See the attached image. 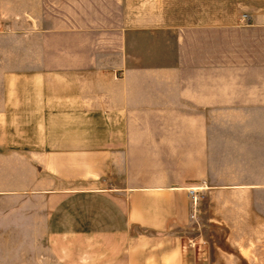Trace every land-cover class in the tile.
Masks as SVG:
<instances>
[{
    "label": "crops",
    "instance_id": "crops-1",
    "mask_svg": "<svg viewBox=\"0 0 264 264\" xmlns=\"http://www.w3.org/2000/svg\"><path fill=\"white\" fill-rule=\"evenodd\" d=\"M149 14L0 0V264H182L203 198L264 264L263 24Z\"/></svg>",
    "mask_w": 264,
    "mask_h": 264
},
{
    "label": "rangeland",
    "instance_id": "rangeland-1",
    "mask_svg": "<svg viewBox=\"0 0 264 264\" xmlns=\"http://www.w3.org/2000/svg\"><path fill=\"white\" fill-rule=\"evenodd\" d=\"M149 19L158 18L163 23L186 24L191 22H224L232 25L263 24L258 32L264 38V0H148ZM157 15V16H156ZM156 16V17H155ZM246 16V20H243ZM190 199V198H189ZM203 198V207L193 223L180 230L184 249L182 264H253L247 251L231 245L226 239V228L209 219L210 208ZM229 254L235 263L226 262Z\"/></svg>",
    "mask_w": 264,
    "mask_h": 264
},
{
    "label": "built area",
    "instance_id": "built-area-1",
    "mask_svg": "<svg viewBox=\"0 0 264 264\" xmlns=\"http://www.w3.org/2000/svg\"><path fill=\"white\" fill-rule=\"evenodd\" d=\"M243 20H246V16H243L242 18ZM188 196L190 198V202H191V207H192V210L194 209V206H196V203L199 199V195H198V192L195 190V189H190L188 191Z\"/></svg>",
    "mask_w": 264,
    "mask_h": 264
}]
</instances>
